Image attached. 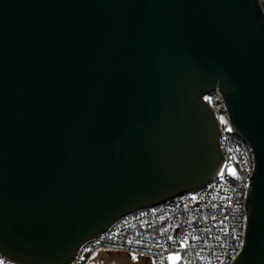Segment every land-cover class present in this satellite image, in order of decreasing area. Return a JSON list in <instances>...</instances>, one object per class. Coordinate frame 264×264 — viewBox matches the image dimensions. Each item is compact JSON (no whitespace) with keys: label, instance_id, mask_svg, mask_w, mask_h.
Returning <instances> with one entry per match:
<instances>
[{"label":"water","instance_id":"water-1","mask_svg":"<svg viewBox=\"0 0 264 264\" xmlns=\"http://www.w3.org/2000/svg\"><path fill=\"white\" fill-rule=\"evenodd\" d=\"M216 88L255 159L232 264H264L261 0H0V252L71 264L202 187L224 160Z\"/></svg>","mask_w":264,"mask_h":264},{"label":"built area","instance_id":"built-area-1","mask_svg":"<svg viewBox=\"0 0 264 264\" xmlns=\"http://www.w3.org/2000/svg\"><path fill=\"white\" fill-rule=\"evenodd\" d=\"M203 97L220 129L224 160L218 172L196 190L119 217L86 241L71 264H79L85 253L99 248L146 254L152 264H170L172 260L179 264L233 263L244 245L254 151L234 130L219 88ZM0 264L19 263L0 252Z\"/></svg>","mask_w":264,"mask_h":264},{"label":"rangeland","instance_id":"rangeland-1","mask_svg":"<svg viewBox=\"0 0 264 264\" xmlns=\"http://www.w3.org/2000/svg\"><path fill=\"white\" fill-rule=\"evenodd\" d=\"M141 255L142 253L134 251L99 248L94 253H85L79 264H145L141 259ZM170 264L179 263L177 260H172Z\"/></svg>","mask_w":264,"mask_h":264},{"label":"crops","instance_id":"crops-1","mask_svg":"<svg viewBox=\"0 0 264 264\" xmlns=\"http://www.w3.org/2000/svg\"><path fill=\"white\" fill-rule=\"evenodd\" d=\"M94 253V252H93ZM92 255V254H91ZM91 257V256H90ZM141 259H142V261L145 263V264H152L151 263V258L148 256V255H146V254H142L141 255Z\"/></svg>","mask_w":264,"mask_h":264},{"label":"snow or ice","instance_id":"snow-or-ice-1","mask_svg":"<svg viewBox=\"0 0 264 264\" xmlns=\"http://www.w3.org/2000/svg\"><path fill=\"white\" fill-rule=\"evenodd\" d=\"M231 174L235 175V172H234V170L231 172ZM133 258L135 259V257H133Z\"/></svg>","mask_w":264,"mask_h":264},{"label":"trees","instance_id":"trees-1","mask_svg":"<svg viewBox=\"0 0 264 264\" xmlns=\"http://www.w3.org/2000/svg\"><path fill=\"white\" fill-rule=\"evenodd\" d=\"M261 3H262V5H263V7H264V0H261Z\"/></svg>","mask_w":264,"mask_h":264}]
</instances>
